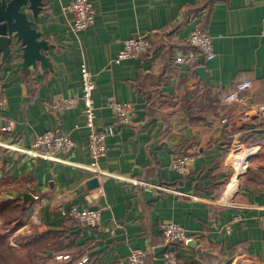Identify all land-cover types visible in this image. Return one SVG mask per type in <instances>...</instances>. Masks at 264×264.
<instances>
[{"label":"crops","instance_id":"1","mask_svg":"<svg viewBox=\"0 0 264 264\" xmlns=\"http://www.w3.org/2000/svg\"><path fill=\"white\" fill-rule=\"evenodd\" d=\"M69 1L43 0L35 19L52 44L44 51L50 68L23 72L16 44L0 58L6 97L0 115L14 122L11 131H0V197L28 201L10 234L55 233L65 245L46 250L53 254L51 264L66 260L58 254L81 257L82 264H117L133 248L148 250L145 264H162L160 223L173 221L193 241L178 246L181 264L224 263L232 251L227 264L264 263L258 220L264 214V145H258L264 129V0H89L94 21L79 31L71 27L73 15L62 9ZM196 26L211 36L215 56H200L190 68L176 63L174 54ZM134 35L151 36L150 51L115 61L122 41ZM165 40L173 53L159 47ZM82 63L94 80V127L114 124L99 159L106 174L95 186L85 167L91 158L82 104L62 112L50 106L55 93L80 94ZM243 77L253 79L252 87L224 103L222 95ZM110 95L133 104L129 123L115 122L106 105ZM48 129L73 140L63 155L67 161L34 159L24 151ZM178 154L190 157L188 173L171 167ZM25 192L31 194L26 200ZM72 206L100 207V225H79L66 214Z\"/></svg>","mask_w":264,"mask_h":264},{"label":"built area","instance_id":"2","mask_svg":"<svg viewBox=\"0 0 264 264\" xmlns=\"http://www.w3.org/2000/svg\"><path fill=\"white\" fill-rule=\"evenodd\" d=\"M63 11L73 15L72 29L74 31L82 30L94 21L95 10L89 0H70L62 6ZM260 34L264 37V18ZM185 41L188 48L176 53L174 61L185 64L188 67H194L199 63L200 56L204 59H212L215 56L212 48L211 36L199 26L191 29ZM152 47V37L147 35H134L122 41L121 48L118 50L115 61H120L134 56H141L145 51ZM253 79L243 77L236 80L232 87L222 95L224 103L237 101L241 93L252 87ZM80 89L77 96H68L62 93H55L51 100V108L55 111H64L77 107L80 103L83 106V115L85 126L89 129L87 139V149L90 155V163L85 167L100 182L106 174L99 166V159L106 153L105 138L114 132V124H107L101 128L94 127L95 105L93 102L94 80L92 74L86 65H80ZM6 105V97L3 91V85L0 80V110ZM116 123H129L134 114V106L130 101H119L110 95L106 101ZM264 115V104L262 105ZM14 122L11 118L0 115V131L7 132L13 129ZM258 145H264V129L260 134ZM73 148V140L67 133L57 132L52 129L45 130L35 135L33 141L24 151L34 159H47L50 161H67L63 156ZM250 151V150H249ZM171 167L181 174L188 173L190 170V157L178 154L171 163ZM120 176V175H119ZM121 177V176H120ZM134 184H148L146 181H140L135 177H123ZM162 191L174 192L172 188L165 185H154ZM97 194L101 193V186L97 188ZM94 194V198L97 197ZM226 200L223 193L218 197V201ZM100 207H76L72 206L66 214L74 218L79 225L95 227L100 225ZM32 218V215H30ZM259 224L264 228V214L258 216ZM230 226H227L229 229ZM160 232L162 237L163 249L161 251L162 264H181L182 260L178 252V246L187 245L191 239L186 230L178 223L173 221H164L160 223ZM148 256L146 248H133L123 258L117 261V264H145ZM67 257L66 254H58L56 258ZM81 262H77L80 264ZM259 264H264L260 262Z\"/></svg>","mask_w":264,"mask_h":264},{"label":"water","instance_id":"3","mask_svg":"<svg viewBox=\"0 0 264 264\" xmlns=\"http://www.w3.org/2000/svg\"><path fill=\"white\" fill-rule=\"evenodd\" d=\"M42 6L43 0H0V58L3 61L16 44L20 50L19 65L23 72L37 65L42 70L51 67V62L44 51L52 44L42 37L41 31L35 27V19L42 10ZM201 68L198 67L200 70ZM90 183L97 185V178L92 177ZM29 197H31L30 193L23 194L25 200ZM192 243L190 239L188 244Z\"/></svg>","mask_w":264,"mask_h":264},{"label":"trees","instance_id":"4","mask_svg":"<svg viewBox=\"0 0 264 264\" xmlns=\"http://www.w3.org/2000/svg\"><path fill=\"white\" fill-rule=\"evenodd\" d=\"M166 36H170L171 33L167 32L165 33ZM159 42V41H158ZM185 44L182 45L184 49L188 48V43L185 41ZM165 47L166 50L169 53H173L174 46L169 44L167 40L165 42L160 43L159 47ZM150 50L145 51L141 56L148 53ZM172 55V54H171ZM175 57V54H174ZM27 204L28 201H24L22 197L13 195L11 197L2 198L0 197V229L4 230V232H0V239L6 236H9L11 232H13L17 225L20 223L21 219L23 218L26 210H27ZM14 241H16L19 244H26L30 243L35 246L28 247L34 248L36 251L38 250V253L36 255H39V262H42L44 260H47L50 256H53V254H46V250H51L53 252L57 251L59 248L64 246V243H61L58 236L55 235V233H49L48 230L46 231H38L36 229L31 230L30 232H17L12 237ZM30 249V251H32ZM29 255H31V252H28ZM204 251L199 250L198 255L199 258H203ZM207 254V253H205ZM235 252H231L227 258L225 259L224 263L218 262L217 264H227L229 260L234 256ZM15 264H26L25 261L18 255H16ZM34 262V261H33ZM77 262H81V257L73 258L72 255L68 254L66 257V260L64 262H61L60 264H77ZM189 264H202L200 263V260L197 261H190Z\"/></svg>","mask_w":264,"mask_h":264},{"label":"rangeland","instance_id":"5","mask_svg":"<svg viewBox=\"0 0 264 264\" xmlns=\"http://www.w3.org/2000/svg\"><path fill=\"white\" fill-rule=\"evenodd\" d=\"M0 232L6 233L1 229ZM13 236L14 235L10 234L0 239V264H15L16 255L20 256L26 264H51L48 259L39 262V255H36L38 250L36 251L34 248H30L32 249V251H30V249H28V247H33L35 245L30 243L19 244L14 241L12 238ZM28 252L32 254L29 255Z\"/></svg>","mask_w":264,"mask_h":264},{"label":"bare ground","instance_id":"6","mask_svg":"<svg viewBox=\"0 0 264 264\" xmlns=\"http://www.w3.org/2000/svg\"><path fill=\"white\" fill-rule=\"evenodd\" d=\"M244 157H245V156H244ZM244 167H245V165H244ZM244 167H243V168H244ZM235 172H236V171H235Z\"/></svg>","mask_w":264,"mask_h":264}]
</instances>
